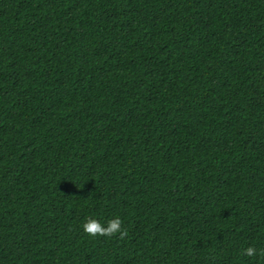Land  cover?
Masks as SVG:
<instances>
[{
  "label": "trees",
  "instance_id": "16d2710c",
  "mask_svg": "<svg viewBox=\"0 0 264 264\" xmlns=\"http://www.w3.org/2000/svg\"><path fill=\"white\" fill-rule=\"evenodd\" d=\"M261 249L264 0H0V264Z\"/></svg>",
  "mask_w": 264,
  "mask_h": 264
},
{
  "label": "clouds",
  "instance_id": "9594fccd",
  "mask_svg": "<svg viewBox=\"0 0 264 264\" xmlns=\"http://www.w3.org/2000/svg\"><path fill=\"white\" fill-rule=\"evenodd\" d=\"M83 228L85 233L93 238H112L118 235L119 238L123 240L128 236V231L123 227L122 220L119 217L109 220L107 226L102 225L95 219H89L83 225ZM257 254V249L254 246H249L242 252V255L247 257H256ZM259 255L264 256V249L260 250Z\"/></svg>",
  "mask_w": 264,
  "mask_h": 264
}]
</instances>
